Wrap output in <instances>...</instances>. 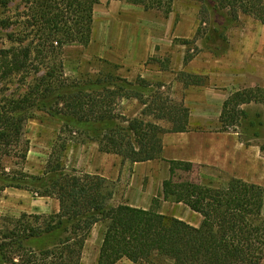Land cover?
<instances>
[{"label":"trees","instance_id":"1","mask_svg":"<svg viewBox=\"0 0 264 264\" xmlns=\"http://www.w3.org/2000/svg\"><path fill=\"white\" fill-rule=\"evenodd\" d=\"M158 10L169 16L177 0H115ZM201 5L200 23L226 12L233 20L241 15L264 25V0H193ZM101 0H0V30H10L8 49L0 51V82H21L19 92L0 95V190H24L39 198L59 202L55 214L0 217V264H81L94 227L106 231L97 264L128 260L139 264L155 256L171 264H264V188L232 178L224 188L182 181L194 164L170 162V176L153 200L155 208L113 205L114 182L100 175L69 170L60 145L64 135H83L105 154L123 162L160 160L162 136L190 131V112L161 95L154 109L143 115L167 121L171 129L146 121L126 119L112 111V92L91 93L64 73L63 49L69 44L88 46L92 39L94 10ZM185 87L207 84L200 75L180 73ZM142 100V98L138 97ZM146 104V103H145ZM264 107V89H245L224 102L220 132L237 133L251 142L264 128L263 115H252L247 106ZM40 110L63 122L58 142L40 175L25 171L30 151L24 129L30 114ZM121 126H110L112 121ZM241 130V132H240ZM178 179V180H177ZM186 205L202 218L200 226L170 218L156 209L160 203Z\"/></svg>","mask_w":264,"mask_h":264},{"label":"rangeland","instance_id":"2","mask_svg":"<svg viewBox=\"0 0 264 264\" xmlns=\"http://www.w3.org/2000/svg\"><path fill=\"white\" fill-rule=\"evenodd\" d=\"M200 8L201 5L196 1L177 0L173 4L172 13L166 16L161 11L146 10L126 2L101 0L94 10L90 44L88 46L69 44L63 49L62 60L66 78L71 82H78L82 88L91 93L97 94L102 93L104 89L110 90L113 95V113L130 120L144 118L152 123L161 121L154 116L130 117L128 114L133 112L136 107L133 105L137 103L144 107L143 112L148 109L147 107L153 110V101L159 95L184 105L180 102L183 95L191 102L189 112L199 109L200 99H203L205 95L200 93L205 91L203 89H192L187 93L182 88L174 90V82L151 83L140 76L131 82L122 76L120 68L125 63V50L135 41L141 51L149 45L153 47L155 52L149 56L147 64L163 71H174L177 82L182 83L179 71L182 63L188 66L190 71H208L213 81L209 76H205L207 84L203 87L212 88L207 94V100L208 103H213V106L220 99L217 95H221L223 91L235 93L245 89H264V26L244 15L233 20L226 12L213 14L208 23L202 24L199 19ZM10 32V30H0V51L11 47L7 38ZM192 75L196 74L192 72ZM17 81L7 84L0 82V95L3 91L7 94L19 92L21 82ZM197 91L200 92L197 93ZM123 99L130 102L123 104ZM246 109L252 115L262 114L264 121L262 105L253 104ZM202 115L195 114L196 118H192L189 128L198 131L221 129L215 119L198 120L197 118ZM162 122L170 124L167 121L162 120ZM121 125L126 124L120 120L110 123L111 127ZM62 126L63 122L60 119L44 111L31 112L24 129V139L30 146L24 166L28 174L40 175L45 171L53 147L59 140ZM171 128L170 124V128L165 129ZM229 133L240 142L235 144L238 162L236 155L229 158L236 164V168L228 170L225 164L222 165L223 168L194 165L192 172L178 174L182 181L189 180L213 188H224L232 178H237L264 188V128L259 130L258 139L248 143L241 140L237 133ZM59 144L65 145V150L62 151L64 165L69 170L76 169L82 173L94 171L95 162H99L98 155L103 154L97 143L91 142L83 135H64ZM115 159L118 160L114 156L107 158L105 173L112 169L113 175H116L112 168ZM120 159L122 160L121 157ZM148 170L151 175L143 176L140 183L133 184V175L132 173L128 175V169L123 177L111 178L110 181L115 182L116 190V197L112 204L125 203L150 206L147 209L155 208L153 204L155 198L151 202L144 200L143 193L151 183L154 184V190H157L162 176L155 172L163 173V171L159 170L156 164L148 167ZM131 171L133 172L132 169ZM56 204H58L57 201L39 198L24 190L12 188L0 190V217L18 218L23 213L55 214L58 212ZM156 209L167 217L183 220L196 227L202 222L200 215L192 212L184 204L162 200ZM105 230V223L94 228L86 242L81 264H97ZM119 264L133 263L124 259ZM139 264H171V261L155 256Z\"/></svg>","mask_w":264,"mask_h":264},{"label":"crops","instance_id":"3","mask_svg":"<svg viewBox=\"0 0 264 264\" xmlns=\"http://www.w3.org/2000/svg\"><path fill=\"white\" fill-rule=\"evenodd\" d=\"M154 52L155 49L153 47H150V45L149 47H146L143 51H141L140 48H138V46L136 45L135 41H133L132 45L129 44L127 50H125V55H124L125 63L124 64L121 63L122 67L120 68V71L122 73V76L131 82L134 79L138 78L139 76L142 79L147 80L151 83L174 82L173 83L174 90H178L179 88H182L187 93L190 92V90L192 89H203L205 91H201V92L197 91V93L200 92L203 95L204 94L205 95L203 96V99H200V108L190 112L192 114H190L189 123L190 121L193 120L192 118H196L195 114L200 113L203 115L198 117L197 118L198 120L202 119L204 121H208L211 118L212 120L213 119L217 120L218 125H220L219 119L222 112L223 104L227 100V98L233 93H231L230 91L221 92L222 93L221 95H217L220 98L218 99L217 103H215L217 106L216 105L213 106L212 105L213 103H208L207 100V96H208L207 94L212 89L209 88V86L206 87L189 86L190 88L185 87L183 83L176 81L177 75L175 74L174 71H168V70L163 71L152 65H148L147 60L149 56L154 54ZM179 71L181 73L185 72L188 74H192V72H194V74L196 75H200L204 77L209 76L211 80L213 79V77L209 75L208 71L205 72L190 71L189 67L183 63L181 64ZM126 102H130V101L123 99V104H126ZM180 102H183L187 108L190 107L191 104L190 100L183 95L180 99ZM133 107H135L134 109L135 111L133 110V112H131L132 114L128 112L130 117L133 116L144 117L143 116L144 107L139 106L138 103L137 105H133ZM213 113H215L216 115H212ZM155 123L161 125L164 128H170V124H165V122L156 121ZM162 140H163V152H162V158L160 160L133 164L130 162H123V160L121 159L119 160L120 157L117 155L100 153L98 155L99 160L97 159L99 162H95L94 165L95 170L87 171L86 173L92 175H100L110 180L114 176H117V178L123 177L126 173V170L128 169L127 173L128 175L132 173L131 175H133V184H134L135 182L140 183L141 179H143V176L147 177L149 176V174L151 175L150 171L148 170V167H151V165L156 164L159 170L163 171V173L155 172L157 175L161 174L162 176L161 182H159L157 190H154V184L151 183V185L148 186L147 190L143 193L144 196L143 199L151 202L153 198H156L159 195L158 193L161 192L160 190H162L163 182L167 180L170 176L171 161H183V162L192 163L194 165L216 166L218 168H223L222 165L225 164L228 170H234L236 168V164L233 163L231 160H229V158L236 155L237 162L239 160V157L237 156L235 150V144L236 142L240 143L239 140L232 137L230 133L220 132V130L198 131V130H192L190 128V131L184 133H166L162 136ZM109 156H114L118 158V160L116 159L113 160V167H112L115 170L116 175H113L112 169L110 170V172L105 173V169H106L105 163ZM100 164L103 165L101 166ZM131 169L133 170V172L131 171ZM115 197L116 194L113 198V201L115 200ZM46 199H52V198H46ZM52 200L57 201L56 199H52ZM121 204H125V203H121ZM56 205L59 211L60 209L59 202ZM127 205L142 209H147L150 207V206L146 207L135 204H127Z\"/></svg>","mask_w":264,"mask_h":264}]
</instances>
